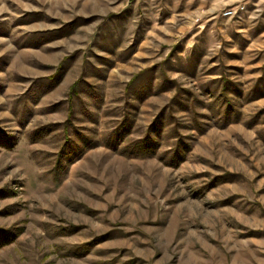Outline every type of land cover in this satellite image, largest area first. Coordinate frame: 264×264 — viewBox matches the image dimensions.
Returning <instances> with one entry per match:
<instances>
[{
    "label": "rangeland",
    "instance_id": "1",
    "mask_svg": "<svg viewBox=\"0 0 264 264\" xmlns=\"http://www.w3.org/2000/svg\"><path fill=\"white\" fill-rule=\"evenodd\" d=\"M0 264H264V0H0Z\"/></svg>",
    "mask_w": 264,
    "mask_h": 264
},
{
    "label": "built area",
    "instance_id": "2",
    "mask_svg": "<svg viewBox=\"0 0 264 264\" xmlns=\"http://www.w3.org/2000/svg\"><path fill=\"white\" fill-rule=\"evenodd\" d=\"M236 13V11L235 10H233V9H230V10H227V11H225V15H227V16H230V15H233V14H235Z\"/></svg>",
    "mask_w": 264,
    "mask_h": 264
}]
</instances>
